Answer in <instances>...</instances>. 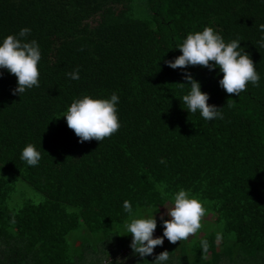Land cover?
Instances as JSON below:
<instances>
[{
  "label": "trees",
  "instance_id": "16d2710c",
  "mask_svg": "<svg viewBox=\"0 0 264 264\" xmlns=\"http://www.w3.org/2000/svg\"><path fill=\"white\" fill-rule=\"evenodd\" d=\"M260 24L261 0H0V38L30 28L42 56L40 86L21 96L12 94L16 77L0 69V264H154L165 250L167 264H264ZM205 26L240 38L261 77L236 96L219 86L218 69L187 68L222 120L188 112L183 70L165 63ZM76 68L80 79L71 80ZM113 92L121 127L101 143H79L57 118L75 98ZM29 143L43 150L35 167L20 159ZM22 183L41 199L26 190L13 197ZM180 188L205 207L203 228L176 243L165 238L142 261L129 247L123 202L139 214L161 206L157 215ZM162 233L157 222L154 237Z\"/></svg>",
  "mask_w": 264,
  "mask_h": 264
},
{
  "label": "clouds",
  "instance_id": "9594fccd",
  "mask_svg": "<svg viewBox=\"0 0 264 264\" xmlns=\"http://www.w3.org/2000/svg\"><path fill=\"white\" fill-rule=\"evenodd\" d=\"M261 2L264 3V0ZM258 28L262 34L257 43L259 47L264 48V24H260ZM30 34L31 29L25 27L18 33L0 38V69L7 70L16 77L13 95L21 96L26 91L40 86L38 65L42 58L41 49L35 39H27ZM241 41L240 38L226 41L213 27L205 26L202 31L188 33L182 43L176 46L181 54L165 63L172 69L183 70L182 77L185 82L178 84L182 90L187 87L182 101L188 112H199L206 121L224 118L222 107L208 103L209 94L201 91V84L187 71L189 66L199 65L209 71L218 69L216 75L222 74L218 84L228 94L239 96L249 83L255 87L260 86V74L250 54L241 47ZM66 75L71 80H79L80 70L76 68ZM119 103L120 97L116 92L107 98L82 95L75 98L57 118L64 117L67 127L79 138V143L93 139L101 143L121 127L117 107ZM42 151L41 146L38 149L36 144L29 143L22 149L20 159L30 167L38 166ZM160 163L164 164L165 160L161 158ZM160 207L149 209L146 214H139L134 212L130 201L123 202V209L129 217L124 225L128 235H131L129 247L132 254L140 257L142 261L145 257L152 256L155 247L162 246L165 238L171 243H176L195 235L201 229V219L206 214L200 199L190 190L180 188L172 194L169 204L162 205L164 211L159 213V221L163 233L162 236L154 237L157 228V216L154 214L159 212ZM221 239L222 234L217 233V242ZM208 249V240L202 239L201 252L207 253ZM127 259H117L115 264L117 261L119 264H126ZM169 259V252L165 250L155 255L152 262L167 264Z\"/></svg>",
  "mask_w": 264,
  "mask_h": 264
},
{
  "label": "rangeland",
  "instance_id": "374dc122",
  "mask_svg": "<svg viewBox=\"0 0 264 264\" xmlns=\"http://www.w3.org/2000/svg\"><path fill=\"white\" fill-rule=\"evenodd\" d=\"M27 191V196L26 197H28V196H32V197H35L36 199H41V196L38 194V193H36V192H34L33 190H31V189H29L25 184H23L22 183V185H21V188L20 189H17V191L14 193V195H13V197H15V198H17L18 199V195L19 196H21V194L20 193H23V191ZM16 194H18V195H16ZM30 194V195H29ZM24 195V194H23ZM17 199H16V201H17ZM167 204H169V203H167ZM166 204V205H167ZM12 207V206H11ZM164 211V209H162V212ZM157 216V222H160L159 221V214H157L156 215ZM166 219H167V217H165ZM208 218V217H207ZM206 218V220H208ZM202 221L203 220H201V224H202V227H201V229L203 228V224H204V222L202 223ZM200 229V230H201ZM199 230V231H200ZM192 237L190 236L188 239H191ZM128 254V252L125 250V251H122L121 253H120V255H119V257L118 258H121V257H123V256H125V255H127Z\"/></svg>",
  "mask_w": 264,
  "mask_h": 264
}]
</instances>
